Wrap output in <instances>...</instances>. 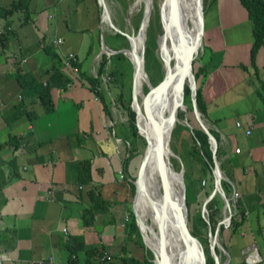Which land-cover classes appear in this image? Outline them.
Returning <instances> with one entry per match:
<instances>
[{"label": "crops", "instance_id": "1", "mask_svg": "<svg viewBox=\"0 0 264 264\" xmlns=\"http://www.w3.org/2000/svg\"><path fill=\"white\" fill-rule=\"evenodd\" d=\"M13 1L0 0V264H89L90 248L99 260L105 253L111 255V264H125L123 256L144 260V245L125 230L137 177L128 171L129 158L132 152L142 155V149L136 144L131 150L118 136L122 142L117 151L111 126H106L112 121L115 129L116 121L102 83L96 86L107 112L86 77L97 75L92 66L104 53L101 34L100 44L97 41L101 25L96 0H75L76 14L69 21L62 13L67 9L64 1L55 23L48 10L56 6L55 0H42L40 8L30 0L25 22L21 9L9 11ZM208 1L213 2L204 15L202 44L208 55L200 76L201 115L218 140L222 171V164L227 165V196L231 199L233 190L239 192L232 210L242 217L241 234H253L252 213L262 233L264 46L252 56V24L239 0ZM70 52L81 63L82 74L78 68L60 66L71 81L66 88H51L44 103L40 96L55 60L51 53L63 65ZM25 73L37 83L22 86L17 76ZM60 94L71 95L79 105L74 130H59L64 126L46 116L54 111ZM221 115L227 117V136L222 127L211 124ZM121 169L126 179H118Z\"/></svg>", "mask_w": 264, "mask_h": 264}, {"label": "rangeland", "instance_id": "2", "mask_svg": "<svg viewBox=\"0 0 264 264\" xmlns=\"http://www.w3.org/2000/svg\"><path fill=\"white\" fill-rule=\"evenodd\" d=\"M64 1H67V5H66L67 9H64V12H62L64 19L66 21H69L71 18L75 16L76 14V13L74 14L75 0H71V1L55 0V2H57L56 6H49L48 8L50 14L53 15V19H51L53 23H55L56 19L60 18L61 15L60 4L63 3ZM69 1L71 2L70 5H69ZM42 2H43L42 0H36V5L40 8ZM103 2L108 10V14L105 17H104L103 7L101 6V4H99L98 0H96L97 3L96 19L97 22L99 21V25H101L100 34L104 35V38L107 42L106 44L109 47H112V49L116 48L115 50H119V49L129 50L130 41L128 36L132 34L134 36L138 35L140 24L143 18L145 2H142L143 4L140 3L138 5H133L136 3V0H103ZM151 2H152V8H151L152 12L155 13V11L157 10L156 7L158 8L161 30L155 39V44L157 47V49H155V54L157 55L158 58L156 59V57L151 56L150 59H148L147 72L149 73L150 77L157 82L160 80V78L162 80L165 72L164 70L165 60L163 59L164 57L161 49L159 48L157 38H159L160 35L164 33L166 28L165 25L167 22V18L166 15L164 14V9L166 8L167 0H151ZM207 2L208 0H204V4L206 8H207ZM85 6L86 3H83V7ZM208 11L209 10L207 9L205 13V17L207 16ZM152 12H150L149 18ZM186 13H187L188 21H190L191 23L198 18L197 0H191L187 4ZM204 27H205V21H204ZM196 29L197 27L195 25V30ZM116 32L121 33L124 36L122 37L116 35ZM145 34H146V30H145ZM202 40H203V35L201 37L197 56L193 60L194 75L198 66L203 64L202 61H204L208 55V53L204 51ZM91 52L93 51L91 50ZM105 54L107 55V57H109L113 53L108 55L107 52L105 51ZM115 57L116 56H114V58ZM114 58H112L111 60L112 63L110 64V66L107 65L106 70L99 75V76L110 75L112 77L111 80L103 82L101 81V77H100L99 81L100 83L102 82L103 96L107 101L108 108L110 107L111 109L110 112L112 116H114L116 121V125H115V130L117 133L116 136L127 138L129 141L135 143L136 139L131 133L132 129H130L129 127L127 131L128 123H124L128 118L127 106L129 105L131 107V102H132V100H130V96L132 94V85H133V66H132L133 61L127 55H125V58L123 59L115 60ZM160 63L162 64V66ZM99 66H100V56H97V59L94 60V64L92 66L94 68L93 70L94 73L98 74ZM110 69L111 70L114 69L116 71L113 72ZM196 82L197 84L200 83V77L196 79ZM144 86H145V89L143 88L145 90L144 92L147 94L149 92V89L146 85ZM185 86L189 87V83L187 81L185 83ZM120 93H122L123 95L122 98H119ZM79 110H80L79 105L74 102L71 95L61 96L60 94V96H58L54 111H49V114L46 116L49 118V121L51 123L55 119L56 123L59 124V126L60 125L64 126L62 128H59V130H62L64 128L74 130L79 125L78 123V120L80 118L78 115ZM142 112H143V108H142ZM213 113L222 114L216 111ZM199 116L202 119V121H204L203 115H199ZM221 116L222 117H219L218 119H214V120L212 119L211 124L213 126L219 125L220 127H222L223 133L227 136V130H225L227 117H223V115ZM42 120L43 122L45 121L44 117L42 118ZM146 120L148 123L150 122L149 119L146 118ZM173 128L174 131L172 130L173 133H171V137L169 141V149H170L169 161L170 163H172L171 166H173L175 170H178L179 172L183 171V174L184 172H186L187 173L186 176L187 177L191 176V178L194 179L195 181L193 188L186 189L185 186L187 225L189 230L197 235L196 238L199 240L201 247L204 250L205 257L214 256V252H213L214 249V251L217 254L216 256L219 259V264H227L228 262H230V264H240L242 261H244L243 260L244 256L242 254L243 250L246 249V247L255 244L258 247L260 255L264 258V230L262 231V233L258 231L257 229L258 219L255 216L256 214L252 213L251 216L249 217V220L254 223L252 228L253 234L246 233L247 235L243 236L241 232L243 231L244 227L240 224L237 226V228H235L234 232L231 231V229L228 227L230 223L228 224L227 221V214L229 213V210H227V207L225 208L224 206L225 200L222 198L223 196L219 192L216 193L220 195L217 198L218 201L217 203H219V206L216 209V214L214 213V216H218L217 227L220 222L221 223L223 222L225 228L222 229L221 231L218 229H215V231L213 232L211 231L209 217H208V208H207V204L205 203L208 197L204 198L203 191L204 188H210L213 181L210 179V176L205 175L204 173L205 170L202 164V159L200 158V155L198 154L197 151V149L199 148V142H197L193 137L194 136L193 132L195 131L199 132L198 130L201 127L199 125L198 120L195 117L190 94L185 98L183 97L177 113V122L175 123V126ZM221 138L223 137L221 136ZM136 144L140 149L144 148V143L142 141L140 143V140H137ZM200 146L203 149H205V151L210 152L212 154L211 145L208 138L207 141H204V139H202ZM218 156L220 159L222 158L221 152L218 153ZM141 158L142 155L136 156L135 154H133V152H132V156L129 158L128 171L133 176H137L138 168H136V166L139 167ZM222 166L225 167V171H222V168H220L222 172V179L225 180L227 179L226 177L227 165L224 162ZM203 180H205L204 184L202 182ZM225 188L227 191V187ZM212 191L210 192V194L212 193ZM220 197L224 202L222 206H221L222 200ZM131 206L133 210L134 205L131 204ZM132 212L134 213V210ZM218 213H220L221 216L217 215ZM262 221H264V219ZM149 223H151L150 220ZM241 247L243 248L241 249ZM147 250L150 251V248L144 244L143 253H145L146 256H148ZM151 254H152V261L154 263L155 260L154 254L152 252ZM209 264L211 263L209 262Z\"/></svg>", "mask_w": 264, "mask_h": 264}, {"label": "bare ground", "instance_id": "3", "mask_svg": "<svg viewBox=\"0 0 264 264\" xmlns=\"http://www.w3.org/2000/svg\"><path fill=\"white\" fill-rule=\"evenodd\" d=\"M191 0H167L166 8L164 6V14L166 15L167 22H166V28L162 35H160L158 39V45L159 48L162 51L163 59L165 60L164 65V75L167 72H173L178 63H181L182 65L184 62H182V53H183V45L187 47H192L196 43H198L199 37L201 35L202 27L200 22V14H199V7L202 8V2L201 0H197V9H198V18L194 22L188 21L187 13H186V7L187 4ZM142 2L146 3L147 10L145 12V18H144V27L143 32L147 30V25H149V15H150V4L151 0H136V3L133 5H138ZM143 4V3H142ZM132 5V6H133ZM131 6V7H132ZM163 10V9H162ZM152 12V11H151ZM197 21H199V24L197 26V29L195 30V25L197 24ZM182 24V39L179 37V26L178 24ZM144 38H142V34H139L138 36H135L131 39V44L133 47V50L130 48L129 50H126L127 56L133 61V63L136 66V76L135 79L133 78V81L135 83V94L137 95L138 102L141 105V113L138 116V124L140 126V130L143 134H145L150 141H154V131L150 125V128L147 130L145 129L142 121L145 120V122L149 125L143 112V99L146 96L144 92V85H146L149 89V84L145 81V73L143 66L137 61L136 53L139 54V49L141 48L142 41ZM145 40H146V34H145ZM146 71V70H145ZM147 73V72H146ZM148 75V74H147ZM182 72L180 74H177L174 76L169 83V85L163 90V92L158 94V104H159V113L164 116L169 115V122L167 124V134L166 138L171 137L173 127L175 126V123L177 122V118L173 121L172 115H173V108L175 105H177V112L180 107L181 101L184 97V87H183V93L180 94L182 82L185 86L186 81L192 82V75L189 73L186 76ZM184 76V77H183ZM148 77V76H147ZM154 85V84H152ZM173 121V122H172ZM171 147V146H170ZM172 148V147H171ZM167 156L168 159H165L168 163L167 168L164 170L168 183H169V191L172 197V200L174 202L180 203L182 195L184 193L183 191V180L182 176L180 175L178 170H175L173 166H171L172 163L169 161V154L170 149L167 148ZM176 153V152H175ZM159 151L157 148V145L155 146L154 152L151 155V158L149 159L147 163V167L144 171L143 178H142V189L139 190V193L137 195L136 199V209L140 216L141 222H142V229L145 236V241L147 245L152 248L157 254H159V242H158V227H157V219L155 213L160 208V205L162 203V180H161V174L160 172L163 171V167L159 164ZM183 173V171H182ZM169 214L172 219H175L174 214L172 213L173 208L170 207ZM149 220L151 223H149ZM183 247V241L179 234V230L174 222L171 219L167 221V241H166V248H167V257L169 264H204L202 253L199 247H196L194 250V253L192 256L187 260L185 258L184 253L181 254V248Z\"/></svg>", "mask_w": 264, "mask_h": 264}, {"label": "water", "instance_id": "4", "mask_svg": "<svg viewBox=\"0 0 264 264\" xmlns=\"http://www.w3.org/2000/svg\"><path fill=\"white\" fill-rule=\"evenodd\" d=\"M99 4H101V6L103 7V12H104V17L108 14V10L107 7L105 6L103 0H98ZM201 2H203V0H201ZM148 7H146V3L144 6V11H143V18L140 24V28H139V34H142V45L141 48L139 49L140 52L139 54L136 53V58L137 61L139 62L140 60V64L143 66L142 68L144 69V77H145V81L149 84V92L147 93V95L144 97L143 99V113L144 116L149 119L150 121V125L154 131V141H150V139L141 132L140 130V126L138 124V116L141 113V105L138 102V98L137 95L135 94V83L133 81V85H132V94H131V108L132 110L135 112L136 114V126L138 129V133L143 136L146 140V146L144 149V152L142 154V158H141V162L139 165V169H138V173H137V177L134 181L135 184V194H134V215H135V220L136 223L138 225L139 231L141 233V237L143 240V243L149 247L145 241V236H144V232L142 229V222L140 219V216L137 212L136 209V199H137V195L139 193V190L142 189V178H143V174L144 171L147 167V163L149 161V159L151 158L152 153L154 152L155 146L157 145L158 151L160 153L159 155V164L163 167V171L160 172L161 174V180H162V185H163V190H162V203L160 205L159 210L157 211V213H155V217L157 219V227H158V242H159V254H157L152 248H150V251L154 254L155 260H154V264H169L168 261V257H167V248H166V241H167V221L169 219H171L172 221L174 220L178 230H179V234L182 238L183 241V247L181 248V254L184 253L185 258L188 260L192 254L194 253V250L196 249V247H199V245L201 246L199 240L191 233V231L188 228L187 225V207L185 204V184L184 181L183 183V195L181 198L180 203L178 202H174L172 200L170 191H169V183H168V179H167V175L165 173L166 170H164V168H167V161L165 159H168L167 156H165L167 154V148L169 149V141H170V137L166 138V134H167V124L169 122V115L164 116L163 114L161 115L159 112V104H158V94L163 91L171 82L172 78L174 76H176L177 74L180 73H184L186 76L187 74H191L192 75V82H189V89H190V95H191V103H192V107H193V111L195 114L196 119L199 122L200 127L203 129V131L206 133L207 138L210 142L211 145V151H212V158H213V162H214V167H213V176H214V188L212 193L208 196L207 200H206V204L207 202L217 193H221L224 200H225V206L227 207L229 200L227 198V196L225 195L222 185H221V181H222V172L220 169V164H219V160L217 159V150H218V142L216 140V137L212 134V132L209 130L208 126L205 124L204 121H202V119L200 118L199 115H201V113L199 112L198 108H197V101H196V91H197V82H196V78L195 75L193 73V60L195 59V57L197 56L198 53V48L200 45V41H201V37L203 35V31H204V12H203V4H202V8L199 7V14H200V22H201V27H202V33L199 37L198 43H196L195 45H193L192 47H187L185 45H183V53H182V62H184V64L182 65L181 63H178L176 69L173 72H167L165 73L164 77L162 78V80L157 83L156 85H152L150 83V80L148 79V75L145 71L144 68V52H145V32H143V27H144V18H145V12L147 10ZM150 8H152V2L150 4ZM151 12V9L149 10ZM179 37L180 39H182V24L179 23ZM136 35V36H138ZM135 36L132 34L130 36H128L129 41H130V48L133 50L132 44H131V39L134 38ZM101 47L102 50L108 53H118L121 52L125 55H127V53L125 52L126 49H119V50H114L112 48H110L105 41L104 35L101 34ZM132 66H133V78L135 79L136 76V66L135 64L132 62ZM183 76V77H184ZM183 82H182V86H181V90L179 91L180 94L183 93ZM177 105L174 106L173 108V115H172V119L173 121L177 118ZM172 121V122H173ZM169 152V151H168ZM180 175L182 176V180H183V173L179 172ZM170 207L173 208L172 213L175 216V219H172L170 217L169 214V209ZM227 219L230 220V215L227 217ZM221 224H224L223 222L218 224V227L216 229L219 230V227ZM201 253H202V258H203V263L205 264V254H204V250L203 248H199ZM214 264H219V259L216 256V252L214 251Z\"/></svg>", "mask_w": 264, "mask_h": 264}, {"label": "trees", "instance_id": "5", "mask_svg": "<svg viewBox=\"0 0 264 264\" xmlns=\"http://www.w3.org/2000/svg\"><path fill=\"white\" fill-rule=\"evenodd\" d=\"M29 2L30 0H15L13 1L11 7L9 8V11L11 10H17V9H21L23 11V21H27L29 19ZM212 3L211 1L207 2V8L205 7L204 4V0H203V12L204 15L207 11V9L209 8V4ZM239 2L242 4V6L245 8L248 18L251 21L252 24V35H253V43H252V47H251V53L252 56L254 57L256 51L261 47L264 46V0H239ZM156 11L155 13L152 12L151 16H150V20H149V25L147 26V30H146V40H145V52H144V68L147 72V61L148 59H150V57H156V59L158 58L157 55L155 54V49H157L156 44H155V39L157 37V35L160 32V21H159V15H158V8L156 7ZM199 21L196 24V27L198 26ZM116 35L119 36H124L121 33L116 32ZM97 41L100 44V31H98V37H97ZM106 41V40H105ZM107 43V42H106ZM112 48V47H111ZM114 50L116 48H113ZM91 52V50H90ZM52 56L54 57V64H53V70H52V74L50 75V77L47 79L46 82V86H45V90H43L42 95L40 96L43 99V102L46 103L48 102V100L44 101V96H46V93L49 92V90L51 88H66L67 84L71 81V78L64 73L60 66H64V61H63V65H60V60L57 59V56L54 53H51ZM114 56H116L114 58ZM112 58H114L115 60L117 59H123L125 58V54L118 52V53H114L111 56L107 57V55L105 53L101 54V61H100V66L98 67V74L96 76H89L87 75V80L91 82V84L96 88L95 91L97 94H99V96L101 97V100H103L104 103V108H105V112H107V106L106 103L103 99V97L100 95V91L97 88L96 85H99L100 81H99V75L104 72L106 70L107 65L110 66V64L112 63L111 60ZM254 59V58H252ZM64 60V59H63ZM161 64V63H160ZM56 65H58L56 67ZM72 65L76 68L79 69L81 68V63L78 61V59L76 58V60H72ZM162 66V64H161ZM111 70V69H110ZM111 71L115 72L116 70L112 69ZM80 74H82V71H80ZM122 74V73H121ZM149 80L152 84L156 85L159 81H154L149 73L147 72ZM202 74H205V69L203 65L198 66L197 70L195 71V78L198 79ZM162 77V76H161ZM17 78L19 79V81H21L22 86H27L30 84H34L37 83V79H35L33 77V75L30 73H25L22 75L17 76ZM198 81V80H197ZM199 83V82H198ZM202 81L197 84V91H196V101H197V107L198 110L201 114H204V105H203V98H202ZM145 89V86H144ZM263 90H264V83H263ZM145 91V90H144ZM146 94V93H145ZM190 94V89L188 86L184 87V98L186 96H188ZM147 95V94H146ZM122 93H120L119 98H122ZM263 99H264V95H263ZM130 100H131V96H130ZM50 108V107H47ZM127 110H128V124L127 126L130 127V129H132V134L135 137L136 141L135 143L129 141L127 138H124V140L129 144V148L132 150L133 149V145L136 146L137 140H140L144 143V148L142 149V153L144 152L145 146H146V140L143 136H141L138 133V129L136 126V114L135 112L131 109V107L128 105L127 106ZM143 125L145 127V129L147 130L148 128H150V125H148L145 120H143ZM174 131V130H173ZM172 131V133H173ZM199 132H193L194 133V139L199 142V148L197 149L198 154L200 155V158L202 159V164L204 166V173L205 175L210 176V179L213 181V183L211 184L210 188H204L203 194H204V198L208 197V195L210 194V192L212 191L213 187H214V178H213V167H214V162H213V158H212V154L210 152L205 151V149H203L200 146L201 140L204 139V141H207V135L203 132V130L201 128H199L198 130ZM133 143V144H132ZM143 145V144H142ZM219 147L217 150V159L220 160L218 153H219ZM221 167V166H220ZM187 173L184 172L183 174V178H184V183L187 188H193V185L195 184L194 179L191 178V176H186ZM189 178V179H188ZM221 185L223 187V190L226 191L227 187V181L223 180L221 181ZM133 187V191L135 189V186L132 185ZM203 188V187H202ZM227 195V193H226ZM220 195L215 194L213 196V198L207 203V208H208V217H209V222H210V228L211 231H215V229L217 228V223H218V216H214V213L216 214V209L219 206V203H217V198ZM221 198V197H220ZM222 200V198H221ZM223 200L221 202V206L223 204ZM86 214H88L90 211L87 210L85 211ZM217 215L221 216L220 213H218ZM242 217H240L238 215V213H234L232 212V217H231V221L229 224V228L231 229V231H235V228H237V225L240 223V221H242L241 219ZM126 231L127 233L131 236V238L133 237L138 243L144 245L143 241H142V237L140 235L139 232V228L138 225L136 223L135 220V215L132 212V210L129 213V222L126 224ZM225 226L224 224H221L219 227V230L221 231L222 229H224ZM195 237H197V235L193 232H191ZM217 251V249H216ZM87 253L89 254L88 258H89V264H111V263H106L103 261L99 260V256L95 257V254L97 253L95 249H88ZM98 253H102L101 251ZM147 255L145 256L144 260L140 261L137 260L133 257L130 256H123L122 257V261L124 263H128V264H154L152 261V254L151 251L147 250ZM95 258V260L93 259ZM205 264H209V262L211 264H214L215 260L213 258V256L210 257H205ZM227 264H230V262H228ZM240 264H246L244 261H242Z\"/></svg>", "mask_w": 264, "mask_h": 264}, {"label": "built area", "instance_id": "6", "mask_svg": "<svg viewBox=\"0 0 264 264\" xmlns=\"http://www.w3.org/2000/svg\"><path fill=\"white\" fill-rule=\"evenodd\" d=\"M55 43L56 44H60L61 40L57 39L55 41ZM107 54L110 55L112 53H108L107 52ZM72 60H76V55L74 53L70 52V53L65 55L64 64H65L66 67L76 69V67H74L72 65ZM100 77H101V81H103V82L111 80V78H112L110 75H104V76L101 75V76H99V78ZM109 125L111 126L112 135H113L114 140H115V148L118 151V149H120V145H121L122 139L120 137L116 136V133H115L116 131L114 129V123L112 121H109V124H106V126L109 127ZM248 133H250V130L248 131ZM123 143H124V145H126V147L129 146V144L126 141H123ZM236 151L238 152L239 149H236ZM126 178L127 177L125 176L124 171L122 169L119 170L118 179L119 180H123V179H126ZM202 182L204 184L205 180H203ZM227 198L229 200V203L227 205V210H229V213L227 214V217L230 215V220L227 219L228 224H229L230 221H231L232 212H233L232 206H235V204L237 203L238 198H239V192L236 191V190H233V192L231 193V199L229 198V196H227ZM224 206H225V204H224ZM225 208H226V206H225ZM242 254L244 256L243 260H244V262L246 264H264V258L260 255V253L258 251V248H257V246L255 244H252V245L246 247V249L243 250ZM2 259H3V257L0 256V262H1ZM100 260L103 261V262H106V263H110V262L113 261V258H112L111 255L105 253L104 255H102ZM125 264H128V263H125Z\"/></svg>", "mask_w": 264, "mask_h": 264}]
</instances>
